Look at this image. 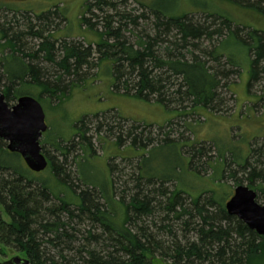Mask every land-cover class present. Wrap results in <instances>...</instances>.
Here are the masks:
<instances>
[{
  "label": "trees",
  "instance_id": "trees-1",
  "mask_svg": "<svg viewBox=\"0 0 264 264\" xmlns=\"http://www.w3.org/2000/svg\"><path fill=\"white\" fill-rule=\"evenodd\" d=\"M127 1H87L80 24L100 36L96 43L56 38L47 32L59 13L56 7L39 14L23 11L24 16L32 13L41 28L31 26L33 18H23L29 24L26 30H16L6 20L0 22V90L5 101L34 94L51 100L56 93L62 94L74 86L65 84L63 77L80 80L91 68L99 70L107 62L112 77L110 88L114 91L122 90L123 94H134L166 108L175 105L178 117L200 108L217 112L225 79L231 71L238 72L239 67V63L219 50L231 34L247 49V88L263 71L264 31L241 27L222 15L208 13L207 17L219 21L216 28L209 29L208 24L195 21L188 14L173 17L143 3V9L133 13L126 9ZM230 1L264 14V0ZM120 2L125 5H119ZM241 30L245 31L243 36ZM23 35L32 36L36 44L25 49L20 43ZM213 37L220 38L216 45L209 49L200 45L202 39L212 41ZM223 59L231 69L225 68ZM44 63L52 66L54 77L47 73ZM73 78L69 81L73 82ZM107 113L93 115L97 135L103 127L107 133L115 127L104 122ZM118 118L126 120L119 115ZM86 120L77 122L70 139L50 141L59 151L61 162L53 161L42 147L48 159L44 175L51 176L52 181L34 175L20 155L10 152L0 138V244L23 253L28 264H155L149 253L158 254L160 264L162 258L169 259V264H189L195 260L208 264H264V236L229 215L224 207L226 201L216 198L213 189H183L177 186L175 177L151 175L140 167L147 152L172 144L180 147L187 172L200 178L193 158L203 154L205 141L181 142L172 137L170 121L166 122L168 130L159 136L144 137L142 130L134 132L139 123L132 124L126 134L121 128L112 132L116 147L128 142V147L143 151L140 156H133L134 192L126 202L123 196L112 195L116 183L112 173L117 165L110 161L111 157L107 160L108 191L79 174L80 163L95 155L92 136L84 129ZM215 150L216 165L225 161L218 172L222 177L229 161L224 153L221 155L216 147ZM261 150L258 147L252 152L264 155ZM68 160L71 168L65 171ZM236 163L244 168L247 160ZM249 175V180L262 178L263 171L253 167ZM260 189L264 192V184ZM155 208L164 213L161 223L151 219L150 224H145L143 217L152 215ZM191 232L194 236H190ZM163 233L169 237L167 240L160 238Z\"/></svg>",
  "mask_w": 264,
  "mask_h": 264
},
{
  "label": "rangeland",
  "instance_id": "rangeland-1",
  "mask_svg": "<svg viewBox=\"0 0 264 264\" xmlns=\"http://www.w3.org/2000/svg\"><path fill=\"white\" fill-rule=\"evenodd\" d=\"M87 1L0 0V22L6 20L16 30H26L29 24L23 18H33L31 26L34 29L41 28L32 13H26V18L23 11L39 14L56 7L59 13L48 25L47 32L56 38L68 37L69 40L96 43L100 40V36L95 31L83 28L80 24V16ZM141 3L149 7L159 8L173 17L188 14L193 20L208 24L209 29L216 28L219 21L214 20V17H207L208 13L222 15L241 27L264 31V14L230 0H128L126 9L133 13L140 12L143 9ZM118 4L125 5L122 2ZM13 9H17V11L13 12ZM244 30H241L242 36ZM219 40V37H213L212 41L202 39L200 45L209 49L216 45ZM36 42L37 40L32 36L23 35L20 43L25 49H29ZM219 50L239 63L238 72L231 71L228 78L225 79L226 86L220 90L222 96L220 111L210 112L200 108L198 109L200 111L197 110L187 116L178 117L179 112L174 108L175 105L166 108L155 101H145L134 94H123L122 90L114 91L110 88L112 77L109 66L105 62L99 70L98 67L91 68L80 80L71 76L63 77L65 84L69 86L72 83L74 86L62 94L56 93L51 100L44 97L39 98L35 94L31 95L42 105L47 124V129L40 138L41 146L47 149V153L53 158V161L61 162L62 157L59 151L50 141H56L57 138L70 139L77 128V122L86 118L87 120L83 123L85 124L84 129H88L87 135L92 136L95 155L89 156L80 163L79 174L85 181L102 186L108 191L110 175L107 160L111 157L110 161L117 165L112 173L116 182L112 195L115 197L121 195L128 202L129 196L134 192L132 189L134 180L131 176L135 175L136 161L133 156L134 154L140 156L143 151L128 147V142L116 147L113 143L114 135L112 132L121 128L126 134L132 124L139 123V128L134 132L142 130L144 137L148 135L159 136L161 133L164 135V132L168 130L166 122L170 121L172 124L169 128L172 129L170 131L172 137L181 142L205 141L203 154L193 158L195 169L200 178H195L187 172V161L180 156V147L172 144L154 147L145 154L146 159L142 160L140 167L146 173L173 176L177 179V186L183 189H190L191 187L199 192L203 187L206 188L205 190L211 188L214 190L216 198H222L225 201L230 198L236 186L247 185L257 193V202L264 204V192L260 189V185L264 184V155L261 152H252L258 147L264 151V145H262L264 142V69L259 78L251 84L250 88H247L249 60L246 47L238 41L236 35L231 34L221 43ZM222 63L225 68H232L225 63L224 59ZM44 65L47 67V73L54 77L52 66L47 63ZM71 78H73V82L69 81ZM15 102L10 101L8 103L12 105ZM97 113H107L108 119L104 122L113 125L112 127L115 126L110 131L111 133L105 132V127L100 134L95 133L96 121L93 120V115ZM118 115L126 118V120L118 118ZM162 125H164L163 128H159ZM213 145L221 155L224 153L227 161H229L222 177L218 175L220 174L218 172L223 169L225 161L221 160L218 162L219 165H216L217 152ZM185 152L187 154L188 150L186 149ZM70 154L69 159H72L75 152ZM237 160H247L246 166L240 167L236 163ZM67 163L70 165V160ZM69 165L65 167V171H70L71 165L70 167ZM218 166L220 167L218 168ZM216 167L218 168L217 174H215ZM253 167L257 171H263L262 178H252L253 181L248 179L249 172ZM45 171L47 170L32 172L34 175L42 176L41 178L51 180V176L44 175ZM232 172H234L233 176L230 175ZM70 176L72 177L73 174ZM203 195H205L204 197L207 196L205 193ZM163 215L161 209L155 208L152 215L145 216L142 220L145 224H150L151 219L161 223L160 218ZM3 217L7 219L5 215ZM172 224L177 225L175 221H172ZM160 236L162 240L169 238L165 236V233L160 234ZM190 236H194L192 232ZM179 237H182L181 233H179ZM17 255L25 257L23 253L0 244V262L7 261ZM148 256L155 258V264H160L157 262L158 258H161L158 254L149 253ZM162 260V264L164 262L165 264L170 263L167 258H162ZM189 264H208V262L195 260Z\"/></svg>",
  "mask_w": 264,
  "mask_h": 264
},
{
  "label": "water",
  "instance_id": "water-1",
  "mask_svg": "<svg viewBox=\"0 0 264 264\" xmlns=\"http://www.w3.org/2000/svg\"><path fill=\"white\" fill-rule=\"evenodd\" d=\"M47 129L45 114L40 102L30 95L19 96L9 105L0 91V138L10 152L20 155L26 167L41 172L48 165L40 138ZM257 193L240 184L226 200L224 207L229 215L240 219L249 229L264 236V204L256 200ZM26 257L17 255L0 264H28Z\"/></svg>",
  "mask_w": 264,
  "mask_h": 264
}]
</instances>
